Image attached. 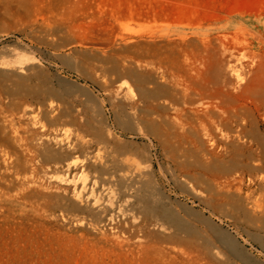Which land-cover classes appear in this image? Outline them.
<instances>
[{
	"label": "rangeland",
	"instance_id": "1",
	"mask_svg": "<svg viewBox=\"0 0 264 264\" xmlns=\"http://www.w3.org/2000/svg\"><path fill=\"white\" fill-rule=\"evenodd\" d=\"M152 73L179 84L197 132L161 142L128 115ZM49 105L134 154L186 227L101 217L81 169L54 142L40 150ZM253 201L264 205V0H0V264H243L214 227L264 264Z\"/></svg>",
	"mask_w": 264,
	"mask_h": 264
},
{
	"label": "bare ground",
	"instance_id": "2",
	"mask_svg": "<svg viewBox=\"0 0 264 264\" xmlns=\"http://www.w3.org/2000/svg\"><path fill=\"white\" fill-rule=\"evenodd\" d=\"M152 74H141L137 86L139 103L142 105L138 104V109L128 115L144 124V131L148 136L161 142L166 141V138L181 140L197 132V128L204 122L203 116L194 109L186 107L185 102L179 97L181 88L179 84L173 79L166 78L162 73ZM54 112H56L55 107L49 105L46 111L48 125L46 127L44 125L43 136H48L50 139L39 143L40 150L43 154L52 151L50 145L54 142L56 149L52 147L53 150L57 154L64 155L69 161L68 169H81L83 187L80 193L90 194L94 198L93 206L101 217L111 216L114 220V217L120 214L121 222L127 226L133 223L131 222L133 221L131 213H133L140 214L141 221L147 224H163L169 228L176 227L181 230L186 227L185 222L169 206V201H166L170 197L165 194L158 182H154L148 176L149 173L146 174L140 162L136 161L138 159H134V154L120 156L113 153L102 132L91 122L76 118L64 119L61 113ZM128 129L133 131L129 125ZM177 171L186 173L188 167L180 162L177 164ZM88 173L92 174L91 179H88ZM149 184L153 186V190L148 192V195L145 190ZM260 203L254 202L251 207L249 206L255 214L250 217V221L264 223V205L261 206ZM140 207L143 210L138 213L137 210L141 209ZM245 216L248 215L245 214ZM213 231L226 250L234 254L243 264H258L239 248L229 233L217 227H214Z\"/></svg>",
	"mask_w": 264,
	"mask_h": 264
}]
</instances>
